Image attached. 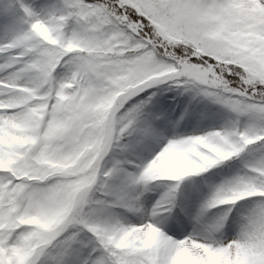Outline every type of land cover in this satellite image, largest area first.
<instances>
[{
  "label": "snow or ice",
  "instance_id": "obj_1",
  "mask_svg": "<svg viewBox=\"0 0 264 264\" xmlns=\"http://www.w3.org/2000/svg\"><path fill=\"white\" fill-rule=\"evenodd\" d=\"M0 264H264V0H0Z\"/></svg>",
  "mask_w": 264,
  "mask_h": 264
}]
</instances>
